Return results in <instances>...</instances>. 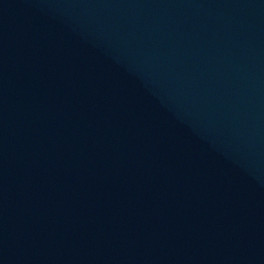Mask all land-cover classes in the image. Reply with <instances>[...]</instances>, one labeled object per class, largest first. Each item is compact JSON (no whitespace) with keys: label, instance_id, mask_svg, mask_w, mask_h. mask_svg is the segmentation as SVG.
Listing matches in <instances>:
<instances>
[{"label":"water","instance_id":"water-1","mask_svg":"<svg viewBox=\"0 0 264 264\" xmlns=\"http://www.w3.org/2000/svg\"><path fill=\"white\" fill-rule=\"evenodd\" d=\"M0 264H264V0H0Z\"/></svg>","mask_w":264,"mask_h":264}]
</instances>
